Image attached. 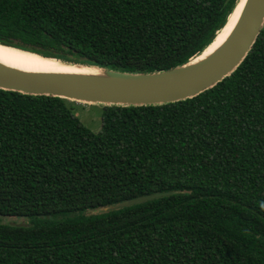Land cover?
Returning <instances> with one entry per match:
<instances>
[{"label": "trees", "instance_id": "trees-1", "mask_svg": "<svg viewBox=\"0 0 264 264\" xmlns=\"http://www.w3.org/2000/svg\"><path fill=\"white\" fill-rule=\"evenodd\" d=\"M238 1L0 0V44L161 72L199 55ZM73 106L0 89V218L22 220L0 221V264H264V25L191 99L102 106L97 133Z\"/></svg>", "mask_w": 264, "mask_h": 264}, {"label": "water", "instance_id": "water-1", "mask_svg": "<svg viewBox=\"0 0 264 264\" xmlns=\"http://www.w3.org/2000/svg\"><path fill=\"white\" fill-rule=\"evenodd\" d=\"M241 1L237 2L226 24ZM263 25L264 0H245L239 19L226 42L198 64L191 65V61L207 49L217 34L199 55L186 64L154 73H125L49 58L64 64L95 68L107 76V79H100L75 75L24 73L0 64V89L101 106L161 105L191 99L212 88L237 69L254 45ZM167 194L142 196L97 211L106 212L129 207Z\"/></svg>", "mask_w": 264, "mask_h": 264}, {"label": "bare ground", "instance_id": "bare-ground-1", "mask_svg": "<svg viewBox=\"0 0 264 264\" xmlns=\"http://www.w3.org/2000/svg\"><path fill=\"white\" fill-rule=\"evenodd\" d=\"M245 0H242L235 12L230 16L226 26L219 32L205 51L191 61V65L204 61L215 53L226 42L241 14ZM0 64L24 73L75 75L107 79V76L92 67L69 65L53 59L26 51L0 45Z\"/></svg>", "mask_w": 264, "mask_h": 264}, {"label": "rangeland", "instance_id": "rangeland-1", "mask_svg": "<svg viewBox=\"0 0 264 264\" xmlns=\"http://www.w3.org/2000/svg\"><path fill=\"white\" fill-rule=\"evenodd\" d=\"M71 102V101H70ZM73 102V101H72ZM73 106L74 115L80 120V122L90 131L97 133L101 129V105H87L82 103H76ZM99 211H93L91 213H98ZM2 223H21V219H1Z\"/></svg>", "mask_w": 264, "mask_h": 264}]
</instances>
